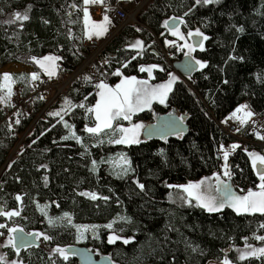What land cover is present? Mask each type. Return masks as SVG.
<instances>
[{
  "label": "trees",
  "instance_id": "1",
  "mask_svg": "<svg viewBox=\"0 0 264 264\" xmlns=\"http://www.w3.org/2000/svg\"><path fill=\"white\" fill-rule=\"evenodd\" d=\"M194 4L195 0H153L138 13L143 26L126 25L106 45L99 57L102 64L98 65L100 77L112 86L121 76L117 68L124 76L145 78L140 65L146 64L163 69L154 71L152 82L164 81L172 68L158 43H151L153 36L174 40L163 23L174 16L186 21L180 25L183 33L200 28L209 39L204 41L203 50L196 48L192 55L207 61L206 66L175 81L164 104L155 102L134 115L135 119L152 121L154 113L175 111L185 117V132L166 140L140 139V143L126 146L97 143L84 130L85 124H94L93 113L88 112L97 99L92 80L75 81L66 93L77 106L64 114V120L75 126L83 143L61 139L67 131L60 119L48 113L58 99L40 115L44 102L37 100L27 116L17 117L20 123L16 119L12 124L0 125V169L15 148L0 176V204L5 210L19 212L15 219L22 229L39 228L52 237L48 240L50 247L68 240V231L49 228L35 212L33 201H46L50 214L70 213L76 223L104 224L116 217H130V221L115 223L120 236L133 238L127 244L123 240L109 243L106 231L98 233L100 249L110 254L114 264H212L225 256L234 264H264L262 257L239 260L233 248L241 246L244 238L256 243V235L264 236V228L260 227L264 213H237L229 206L209 213L197 205H176L168 200L172 190L169 184H183L219 172L221 150L229 153L226 163L232 173V188L242 193L249 188L258 190L260 180L248 153L264 155V147L231 148L237 139L224 133L218 124L243 102L264 118V0H217L193 8ZM0 9V69L23 64L47 76L30 57L54 54L61 57L57 60V76L61 71H73L85 57L83 0H0ZM26 10L28 20L7 22L14 19L12 13L24 14ZM137 37L144 39L142 50L126 47ZM181 57L176 48L172 60ZM23 77L24 82L17 81V85L25 90L30 76ZM81 103L84 107H79ZM119 150L127 153L132 170L116 177L105 160ZM137 180L144 184L143 189ZM85 192H95L97 198L82 195ZM6 252L14 257L11 247ZM22 257L27 264L62 261L53 260L40 246Z\"/></svg>",
  "mask_w": 264,
  "mask_h": 264
},
{
  "label": "snow or ice",
  "instance_id": "2",
  "mask_svg": "<svg viewBox=\"0 0 264 264\" xmlns=\"http://www.w3.org/2000/svg\"><path fill=\"white\" fill-rule=\"evenodd\" d=\"M98 0H83V4L85 7L83 8L84 13V26H85V34L89 39L92 38L93 35L103 36L108 31V25L112 23L110 17L105 13L103 19L100 21L92 20L90 18L89 9L87 5L91 3H97ZM213 2H217V0H195V4L199 5L210 4ZM72 7H76V5H72ZM31 8V5L28 6V9ZM3 11V9H0ZM192 11V8H189V12ZM14 19H10L7 21L8 23H13L16 20L25 21L29 19L27 14V10L24 14L16 11L11 14ZM187 15V13H185ZM170 21L172 22L170 24ZM164 27L172 33V35L178 37L180 40L184 41L183 44L178 45L179 49H187L184 53L186 57L189 58V67L188 70L191 71L194 67L204 68L207 61L197 60L194 56H192V52L195 51L196 48L204 49V41L209 39L204 32L200 30V28L189 29L187 32V37L183 32L180 31V25L185 24L186 21L183 17H171L169 20H165ZM20 27H23L21 24ZM141 31V29H137ZM188 38H193V42L189 43ZM166 44H176L174 40H166ZM126 47L133 49H142L144 47V42L140 39H137L134 43L128 44ZM141 53H137L140 55ZM30 59L34 61L39 67L47 74L49 78L54 76L55 68L57 65L55 62L61 57L53 56V55H45L43 57L31 56ZM135 59V57H133ZM106 63V61H105ZM127 62H125V65ZM154 68H161L160 65H140V71L143 72L147 70L149 76L152 74V70ZM161 70H163L161 68ZM116 73H120V69H116ZM168 79L159 84H149L147 80L137 79L136 76H124L123 79L120 80L119 83L114 86L107 84L104 80H100L96 84V88L98 89L97 95L99 99L96 100L95 104L88 108L89 113L94 114V124L93 126H89L85 124L84 129L87 133L91 134L93 137H96L98 134H103L105 131H110L112 133V137L109 138V143L115 144H138L140 143L139 136L141 134V130L145 129L146 126L140 123H130L128 127H125L123 124H114V121L118 119H123L124 121H131L134 113L142 111L144 108H150L152 102L154 100H158L161 104L166 102V98L168 93L172 90V85L175 81L179 80V77L176 76L172 72H168ZM40 74L38 72H33L30 74L31 80L39 79ZM85 81L90 82L91 77L85 76ZM15 83L12 75L10 73H3V80L0 82V89H7L6 95L0 96V101H5L11 97L12 95V85ZM227 83V81H225ZM91 95V93H90ZM42 98V97H41ZM66 107H62L56 112L49 113L52 116H59L61 120H63V116L61 112L70 111L72 107H76L77 105L72 104L71 101L65 98ZM79 107H84V104L81 103ZM242 113V115H238ZM233 119L237 120L240 124H246L251 116L254 113L248 108L246 104H240L236 107V109L230 114ZM185 119L184 116H180L178 118L174 117L173 113L168 114V119L162 126L165 131H160L158 133H153L149 130L146 135L152 136L153 134H158L161 139H167L168 135H179V133L183 130L181 128H176L175 125L177 120L183 121ZM16 123H20L19 119L16 120ZM255 123V121H252ZM64 126L68 128L69 135L63 136L61 139H69L73 138L76 141L83 143L82 138L76 134L75 126L70 125L67 121H64ZM11 127V125H9ZM239 130V129H237ZM119 134V138L116 136ZM260 139H264V136H261L257 133ZM97 143H102V141H97ZM223 147V145L221 146ZM238 147L237 144L231 145V148L235 149ZM163 152V150H161ZM229 153L227 151L224 152V159L227 161ZM249 157L251 158V165L256 170V175L259 177L260 183L258 185V190L253 191L251 188L247 190V192L243 195L237 194L229 183L231 179L232 173L228 170L227 163L223 166L225 171L223 172V176L228 179L222 180L220 178L219 173H213V176L216 177L215 187L213 189V185L205 184L209 177H204L199 181H188L186 184H178L171 185L169 184V188H176L182 190L184 195L181 196L183 202L192 204L193 199L197 206L207 210L209 213L218 212L223 209L226 205L234 209L237 213H264V155H261L257 152H249ZM120 159L115 162L114 166L119 167L120 171L117 172V175L124 174L126 175L128 171L132 170L130 166V161L124 156V154H119ZM110 162H112L110 160ZM93 169L95 170L96 161L93 160ZM43 167V165H42ZM138 187L140 189L144 188V184L140 183L139 180L136 181ZM82 195L91 196L92 199L97 198V193L95 192H85ZM17 200H20V196L17 195ZM104 199H108L104 197ZM169 199H172V194H169ZM43 212L44 209L41 208ZM0 215L11 217L13 215H19V212L16 210L12 211H3L0 210ZM47 215V213H45ZM64 217H69L68 223L71 224L72 220L70 218V213H64ZM61 218L49 217V224L55 225L56 221ZM122 221H130V217H119ZM115 220L109 222L105 227L112 229ZM6 224H0V228H6ZM77 239H84V234L81 229L86 230L89 227L95 229L96 225L88 226V225H77ZM260 227L264 228V224H261ZM8 238L6 243L11 245L17 252L20 251L21 248H26L30 243H35L41 236L45 240H51L52 237L46 235L41 232H24L22 228L18 225L15 227L7 228ZM122 231V229H121ZM20 233V235H17ZM133 239L132 237H122L116 235L114 232L110 233L108 236V242L114 243L117 240H123L125 244L129 242V240ZM247 240V238H244ZM255 239L259 241H264V236L256 235ZM195 250V249H194ZM53 252H59V254L65 259L68 260L69 256H74L77 254L76 250L69 251L68 248L61 247L59 245L53 249ZM239 260H245L248 257H262L264 258V245L260 247H253L252 245H246L245 249L239 250ZM0 259H3L0 257ZM16 264V262H13ZM222 264H232V261L225 256Z\"/></svg>",
  "mask_w": 264,
  "mask_h": 264
},
{
  "label": "built area",
  "instance_id": "3",
  "mask_svg": "<svg viewBox=\"0 0 264 264\" xmlns=\"http://www.w3.org/2000/svg\"><path fill=\"white\" fill-rule=\"evenodd\" d=\"M84 7L85 5L83 4ZM87 7L92 20H102L105 13L110 17L112 23L108 25V31L104 34V38L92 36L89 39L84 33L82 42L87 48V53L73 71H61L57 76L51 78L48 76H40L37 80H31L25 90L22 86L17 85L18 87L11 95L9 102H0V125L3 123L12 124L18 116H27L37 100L44 102V106L39 113L40 115L58 98L65 95L73 82L79 81L84 83L85 76L91 77L94 84L101 80L98 71V65L102 64L99 61L101 53L109 41L126 25H130L131 22L136 21L135 14L138 8H133L130 0H98L97 3H91ZM166 40L165 38L162 39V42H159L158 46L164 58L167 60L168 65L172 67L173 53L177 48V43L166 44ZM241 104L248 105L245 102ZM248 108L254 115L249 118L246 124H240L231 115L218 124L227 135L234 137H236L235 135L240 136L239 143L241 147H264V139H260L257 136V133L264 136V118L263 116H259L249 106ZM238 115H242V113ZM252 121H255V123H252Z\"/></svg>",
  "mask_w": 264,
  "mask_h": 264
},
{
  "label": "rangeland",
  "instance_id": "4",
  "mask_svg": "<svg viewBox=\"0 0 264 264\" xmlns=\"http://www.w3.org/2000/svg\"><path fill=\"white\" fill-rule=\"evenodd\" d=\"M153 0H136V2H137V4L138 5H136V6H134V5H132V7L133 8H138L137 9V12H136V14H135V19H136V21H134L133 23L131 22V24H133V25H135V26H143L140 22H139V20H138V16H139V11L142 9V8H144V7H146V5L147 4H149V3H151ZM12 18H14L13 16H12ZM81 24H82V26H83V34L85 33V26H84V19H83V15H82V18H81ZM180 31L182 32V30H181V27H180ZM82 33V32H81ZM170 34H171V32H170ZM185 34V36L187 37V33H184ZM93 36H96V35H93ZM174 36V35H173ZM97 37H100V36H97ZM175 37V41H176V43H177V51L178 52H180L181 54H182V56H184V53L187 51V49L185 48V49H179L178 48V45H180V44H183L184 43V41H182V40H180L178 37H176V36H174ZM82 38H83V35H82ZM137 39H140V40H144L142 37H137V38H135V39H133L132 40V42L131 43H134ZM159 43V42H162V39L160 40L159 39V37L158 36H153V40L151 41V43ZM188 42L189 43H192L193 41H192V39L191 38H188ZM143 49V48H142ZM142 49H135V50H142ZM46 55H53V56H56V55H54V54H46ZM45 56V55H44ZM41 57H43V56H41ZM55 64L57 65V61L55 62ZM37 66H39L38 64H37ZM42 70V69H41ZM43 71V70H42ZM44 72V71H43ZM3 73H10L11 75H12V77H13V79L15 80V83L12 85V94L16 91L15 89L18 87L17 86V81H22V82H24V80H23V74H29V76H30V74L31 73H33L32 72V70H31V67H29V66H27V65H23V64H14V65H12V64H8V65H5L4 67H2L1 69H0V82H2V80H3ZM14 73H18L19 74V76H17V77H15L14 76ZM55 73L57 74V67L55 68ZM46 74V73H45ZM56 74L54 75V76H56ZM53 77V76H52ZM123 77L124 76H122L121 77V79H123ZM180 78H182L181 76H180ZM120 79V80H121ZM101 80H102V78H101ZM120 80H119V82H120ZM30 81H31V78H30ZM164 81H166V80H164ZM164 81H162V82H164ZM99 82V81H98ZM118 82V83H119ZM161 82V83H162ZM97 84V83H96ZM95 84V85H96ZM150 84V83H149ZM159 84V83H158ZM152 85H155V84H152ZM1 91V95L0 96H2V95H6V92H7V89H0ZM97 92H98V89H97ZM67 97V95L65 94V95H63L60 99L58 98V101L56 102V104L53 106V108H50L49 110H48V113H52V112H56V111H58L59 109H61L62 107H66V103H65V98ZM10 99V98H9ZM9 99L7 100V102H5V101H0L1 103H8L9 102ZM68 99V98H67ZM97 99H99V96L97 95ZM96 99V100H97ZM69 100V99H68ZM155 102H159L158 100H154ZM74 109V107H72L71 108V110L70 111H65V112H61V115L63 116V120H61L60 119V117L59 116H56L58 119H60L61 121H62V124H63V126H64V121H67L70 125H72L67 119H65L64 120V114H66V113H70L72 110ZM144 109H146V108H144ZM172 112H174L175 113V111H172ZM137 113H139V112H137ZM135 114V113H134ZM134 114H133V116H132V120L129 122V121H124L123 119H118L117 121H114V124H117V123H119V124H123L125 127H128L129 125H130V123H140V122H142L145 126L147 125V124H149L150 122H152V121H145L144 119H141V118H138V119H135L134 118ZM93 116H94V114H93ZM158 116V113H154V115H153V119L154 118H156ZM65 127V126H64ZM65 129H66V131H67V133H66V135L68 136L69 135V129L68 128H66L65 127ZM85 130V129H84ZM144 129H142L141 130V134H140V136H139V139H141V136H142V131H143ZM76 134H77V132H76ZM78 135V134H77ZM236 137V139H237V145H239L240 146V143H239V138H240V136H237V135H235ZM112 137V133L110 132V131H105L103 134H98L95 138H96V140L97 141H106V142H108L109 141V138H111ZM234 137V136H233ZM116 138L118 139L119 138V134H117V136H116ZM75 140V139H74ZM115 144V143H114ZM120 145H124V146H126V145H130V144H120ZM224 150H221V156H222V167H221V169L219 170V172H217V173H219L220 174V178L222 179V180H224V179H228L227 177H224L223 176V172L225 171V168L223 167L225 164H226V161H225V159H224ZM252 152H257V151H252ZM258 153V152H257ZM119 154H124V156L130 161V159H129V157H128V155H127V153L124 151V150H119V151H116L115 153H113L112 154V156L111 157H109L107 160H105V164L110 168V171L111 172H113V174H114V176L116 175V177H118V176H124V174H120V175H117L116 173L117 172H119L120 171V169H119V167H115L114 166V164H115V162L116 161H118L119 159H120V156H119ZM110 160L112 161V162H110ZM92 166H93V163H92ZM130 166H131V163H130ZM97 167V164L95 165V168ZM1 170V169H0ZM3 171V170H2ZM2 171H0V176H1V174H2ZM128 172H130V171H128ZM128 174V173H127ZM206 177H209V180H207L206 182H205V184H211V185H213V189H214V187H215V181H216V177H214L213 175H209V176H206ZM204 178V177H203ZM203 178H201V179H199V180H202ZM199 180H192V181H199ZM186 183H188V182H186ZM186 183H183V184H186ZM230 183V182H229ZM259 183H260V181H259ZM172 190H171V194H172V199H169V195H168V200H169V202H171V203H173V204H176V205H196V203H195V201H194V199H193V203L192 204H188V203H185V202H183L182 201V199H181V196L182 195H184L183 193H182V190H180V189H176V188H171ZM234 190V189H233ZM235 191V190H234ZM235 192H237V191H235ZM169 193V194H170ZM237 194H240V195H243V194H245V193H242V192H237ZM227 206V205H226ZM33 208H34V210H35V212H37V213H39L41 216H42V218L44 219V221L47 223V225L49 226V228H63V229H65V231H68L69 232V234H70V237L68 238V240H65L64 242H62L61 244H58L59 246H61V247H65L66 245H69V244H71V243H80V242H85V241H87L88 239H90V236H89V234H92V235H94L96 238H98V233H99V231H101V230H104V231H106V233H107V241H108V236H109V234L110 233H115L116 235H119L120 236V231H117V229H116V226H115V223L116 222H118V221H120V219H119V217H116V218H114L113 220H115V223H114V225H113V228L112 229H109V228H107V227H105V225H107L108 223H104V224H98V223H76V222H74V220H73V218H72V216H70V218H71V220H72V223L71 224H69L68 223V219H69V217H64L63 216V214L64 213H61V214H59V215H56V216H54V215H52V214H50V212H49V203L48 202H46V201H38V200H34L33 201ZM41 208H43L44 209V211L42 212L41 211ZM10 211H12V210H10ZM45 213H47V215H45ZM66 213V212H65ZM15 216L16 215H13V216H11V217H7V218H9V222L7 221V219L6 218H4V219H6L5 221H1L0 222V224H6L7 225V227L6 228H0V257H2L3 259H0V261L1 262H3L4 264H13V262H16V264H24V262L23 261H21V260H19V259H16V258H8L7 257V255H6V248L7 247H12L11 245H9V244H7L6 243V241H7V238H8V231H7V228H10V227H15V226H17L18 225V221L15 219ZM49 217H54V218H61V219H58L57 221H56V223H55V225H50L49 224V222H48V220H49ZM113 220H111L110 222H112ZM15 221V223H17V224H15V225H12V223ZM77 225H88V226H92V225H96V226H98V227H96L95 229H93L92 227H89V228H87L86 230H84V229H81L80 231H82L83 232V234H84V239H77ZM19 226V225H18ZM20 227V226H19ZM21 228V227H20ZM71 229V231H69ZM43 233V232H42ZM43 237V236H42ZM246 245H252L253 247H260V246H262V245H264V241H257L256 243H251L248 239L247 240H245L244 241V243L241 245V246H237V247H233L234 248V250H236V252H237V255L239 256V252H238V249L239 250H243V249H245V247H246ZM56 246L57 245H55V246H53V247H45V250H47L48 251V254H50V256H51V258L53 259V260H55L56 258H59V257H61V255L59 254V252H53V249L54 248H56ZM225 258V257H224ZM224 258L223 259H221V260H219V261H214V262H212V264H222V261L224 260ZM232 264H234V263H232Z\"/></svg>",
  "mask_w": 264,
  "mask_h": 264
},
{
  "label": "water",
  "instance_id": "5",
  "mask_svg": "<svg viewBox=\"0 0 264 264\" xmlns=\"http://www.w3.org/2000/svg\"><path fill=\"white\" fill-rule=\"evenodd\" d=\"M172 22L170 21V24ZM193 41V38H191ZM193 56V55H192ZM189 67V58L186 57L185 55L182 56L180 59H176L173 61L172 63V68L175 72H177L182 78H187L190 77L193 72H195L199 67H194L192 68L191 71L188 70ZM169 113H173L174 117L178 118L180 117L179 114L174 113V112H168V113H164V114H159L156 118L153 119L152 122H150L149 124L146 125V128L142 131V136L141 139H160V140H166V139H161L160 136L158 134H153L152 136H147L146 133L151 130L153 133H158L160 131H165L166 129L162 128V127H158V126H162L165 121L168 119V114ZM176 128H181L182 127V132H185L187 130V125L185 123V121L183 120L182 122L177 120V123L175 125ZM173 135H168L167 139ZM14 150L11 152V154L9 155L7 161L5 162V164L3 165V167L1 168L0 171H2L6 165V163L9 161V159L11 158ZM0 210H3L2 205L0 204ZM25 232V231H24ZM26 233V232H25ZM17 235H20V233H17ZM37 244V241L35 243H30L28 245H35ZM66 248H68L69 251L71 250H76L77 254L74 255V257H76L77 259V264H113V260L111 259L110 256L105 255V256H101L99 258H95L94 253H92L90 250H88L87 247L85 246H81V245H69Z\"/></svg>",
  "mask_w": 264,
  "mask_h": 264
},
{
  "label": "flooded vegetation",
  "instance_id": "6",
  "mask_svg": "<svg viewBox=\"0 0 264 264\" xmlns=\"http://www.w3.org/2000/svg\"><path fill=\"white\" fill-rule=\"evenodd\" d=\"M2 205V204H1ZM3 207V206H2ZM10 210H12V209H10ZM10 210H5V208L3 207V211H10ZM0 218H6L7 219V221L9 222V218H7L6 216H3V215H0ZM6 219H4V220H2V219H0L1 221H5ZM23 231H25V232H33V231H35V232H41V230L39 229V228H37V227H33L32 229H30V230H24L23 229ZM42 233V232H41ZM89 236H90V239H88L87 241H85V242H80V243H71V244H69V245H81V246H85V247H87L88 248V250H90L92 253H94V255H95V258H99V257H101V256H105V255H108V256H110V254L109 253H105V252H103L101 249H100V247H99V238H96L94 235H92V234H89ZM108 242V241H107ZM69 245H66L65 246V248L67 247V246H69ZM43 247V248H45V247H50L49 246V243H48V240H45L42 236L37 240V244H35V245H31V246H29V247H26V248H21L20 249V251L19 252H17L16 250H15V248H13V247H11L12 248V250H13V252H14V257H12V258H16V259H19V260H21V261H23L24 262V259H23V257H22V255H24V254H26L31 248H33V247ZM6 251V250H5ZM6 255H7V252H6ZM50 255V254H49ZM7 257L8 258H10L8 255H7ZM51 257V256H50ZM111 257V256H110ZM59 258H61V264H77L78 262H77V259H76V257H74V256H69V258H68V260H65L62 256L61 257H59ZM56 259H58V258H56ZM112 259V258H111ZM2 264H4L3 262H1ZM24 264H27L26 262H24ZM114 264V263H113Z\"/></svg>",
  "mask_w": 264,
  "mask_h": 264
},
{
  "label": "crops",
  "instance_id": "7",
  "mask_svg": "<svg viewBox=\"0 0 264 264\" xmlns=\"http://www.w3.org/2000/svg\"><path fill=\"white\" fill-rule=\"evenodd\" d=\"M130 1H131L132 5H134V6L138 5L137 2H136V0H130ZM83 19H84V13H83ZM169 33H170V31H169ZM171 35H172V33H171ZM172 36H173V35H172ZM100 38H104V35H103V36H100ZM148 65H153V64H146L145 66H148ZM156 69H157V68H154V69L152 70V74H151V76H149L147 70H145L146 77H145V78H139V77H137V79L147 80L148 83H150V84H158V83H161L162 81H161V82H155V83L152 82V79H153V77H154V71H155ZM171 72L174 73L176 76H178V77L180 78V75H179L177 72H175L174 70H172ZM122 76H124V75H121V76H120V79H121ZM120 79H119V80H120ZM167 79H168V78H167ZM167 79H166V80H167ZM118 82H119V81H118ZM118 82H117V83H118ZM117 83H116V84H117ZM154 103H155V101L152 102V105H153ZM156 103H157V102H156ZM158 103H160V102H158ZM152 105H151V107H152ZM151 107H150V108H151ZM146 109H149V108H146ZM143 110H145V109H143ZM143 110H142V111H143ZM140 112H141V111H140ZM135 114H137V113H135ZM135 114H134V115H135ZM158 115H159V114H158ZM229 117H230V115H229L227 118H229ZM255 191H257V190H255Z\"/></svg>",
  "mask_w": 264,
  "mask_h": 264
}]
</instances>
